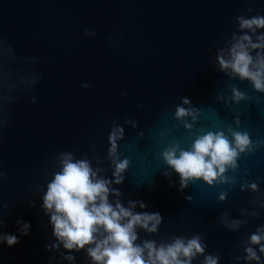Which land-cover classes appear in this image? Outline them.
<instances>
[{"label": "water", "instance_id": "1", "mask_svg": "<svg viewBox=\"0 0 264 264\" xmlns=\"http://www.w3.org/2000/svg\"><path fill=\"white\" fill-rule=\"evenodd\" d=\"M241 15L264 16V0H0V233L19 239L11 247L0 243V264H69L62 247L47 249L55 238L41 197L61 152L87 157L112 177L113 122L125 133L118 153L130 161L124 182L113 187L125 206L143 201L147 207L135 211L163 218L156 234L138 230L137 243L200 235L205 254L218 255V264H248L243 244L264 225V146L241 154L238 168L227 172L235 185L196 180L183 192L161 156L172 141L187 150L198 130L227 134L232 127L254 144L264 140V93L221 72L216 59L232 34H241ZM232 85L247 99L218 100L232 95ZM181 97L201 113L191 133L174 118ZM244 183L259 190L242 192ZM221 192L227 193L223 202ZM226 216L244 223L229 230ZM18 220L30 223L28 235L20 234ZM72 254L74 264H91L85 251Z\"/></svg>", "mask_w": 264, "mask_h": 264}, {"label": "clouds", "instance_id": "2", "mask_svg": "<svg viewBox=\"0 0 264 264\" xmlns=\"http://www.w3.org/2000/svg\"><path fill=\"white\" fill-rule=\"evenodd\" d=\"M248 12L253 9L249 8ZM239 33H233L225 48L217 51L216 59L221 72L229 77H238L241 81L248 80L257 92L264 93V16H237ZM259 33V34H258ZM91 35V33H86ZM255 53V55H253ZM89 88L88 83L82 84ZM232 95L218 100L239 103L247 99L235 85L230 86ZM35 102V97H33ZM201 113L192 105L187 97H181V104L176 106L174 118L191 133ZM191 120V123L189 122ZM126 124L137 128L135 121L126 119ZM239 127L240 120H235ZM108 140L110 147L107 158L111 163L112 177L101 175L105 170L99 166L93 168L87 157L77 159L72 152H61L57 157L59 170L47 184V190L41 197V205L45 214L50 217L55 243L47 246L49 251H59L61 247L67 254L61 252V258L74 264L76 259L73 252L85 251L91 264H192L198 256H203L201 264H218V255H206L207 245L200 235L191 238L183 236L171 237V242H161L157 245L154 240H143L137 243L138 230L147 234H156L163 221L159 213L147 211L137 212L135 209H145L143 201H128L127 206L121 202L122 193L113 184L124 182V173L130 166L127 158H121L118 153L119 142L124 138V128L113 122ZM143 136V133H138ZM163 135V134H162ZM264 146V140L255 144L247 132L227 128L224 130L201 133L197 131L191 146L185 150L179 141H172L161 153L167 167L179 176V190L183 192L190 182L202 180L209 186L216 184L235 185L236 178H229V170L238 168L237 160L241 154L253 152L257 147ZM94 147V146H92ZM96 164L103 163L94 157ZM165 172V176H171ZM0 172V179L4 178ZM242 192L258 191L256 183H244ZM115 197L111 202L109 197ZM227 198L226 192L219 193L220 202ZM191 200V197H185ZM34 204V202H33ZM257 216V212L245 213ZM224 224L229 230H238L244 223L242 220H229ZM21 235H28L30 223L17 221ZM3 227V220H0ZM0 243L9 247L19 243L14 234L0 233ZM245 253L243 259L251 264H264V225L257 227L243 244ZM54 259V258H53ZM240 257H237L239 260Z\"/></svg>", "mask_w": 264, "mask_h": 264}]
</instances>
